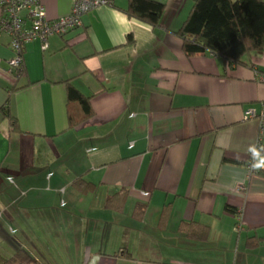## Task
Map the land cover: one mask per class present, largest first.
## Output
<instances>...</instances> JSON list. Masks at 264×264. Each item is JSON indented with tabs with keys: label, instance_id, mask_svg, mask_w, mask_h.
Here are the masks:
<instances>
[{
	"label": "crops",
	"instance_id": "0c3cea01",
	"mask_svg": "<svg viewBox=\"0 0 264 264\" xmlns=\"http://www.w3.org/2000/svg\"><path fill=\"white\" fill-rule=\"evenodd\" d=\"M37 1L49 20L71 10ZM161 1L154 29L112 0L45 50L26 44L19 79L0 33V108L17 122L0 113V264L18 249L41 264H264V131L250 174L258 123L243 118L264 104V50L231 68L187 56L176 33L194 0ZM66 84L92 110L72 129ZM122 190L121 210L106 207Z\"/></svg>",
	"mask_w": 264,
	"mask_h": 264
},
{
	"label": "trees",
	"instance_id": "16d2710c",
	"mask_svg": "<svg viewBox=\"0 0 264 264\" xmlns=\"http://www.w3.org/2000/svg\"><path fill=\"white\" fill-rule=\"evenodd\" d=\"M164 11L161 0H129L127 15L151 28L160 25ZM182 39V50L187 56L207 53L220 58L229 68L241 64L243 56L258 54L264 50V2L263 0H194L191 10L176 33ZM129 42L131 39L128 38ZM67 125L68 129L84 124L92 116L87 98L66 84ZM9 127L17 128L16 120L9 114L7 106L0 108ZM81 193L92 190V186L81 181L76 182ZM127 198L126 191L110 196L106 207L121 210ZM144 206H137L134 217L140 219ZM188 236L204 240L206 229L184 228ZM259 240H250V246L259 244ZM115 257L128 259L130 255L122 252ZM2 264H41L31 258L24 250L18 249L14 255Z\"/></svg>",
	"mask_w": 264,
	"mask_h": 264
},
{
	"label": "built area",
	"instance_id": "2783aa9c",
	"mask_svg": "<svg viewBox=\"0 0 264 264\" xmlns=\"http://www.w3.org/2000/svg\"><path fill=\"white\" fill-rule=\"evenodd\" d=\"M112 0H72L70 13L56 20L46 18L42 4L37 0H0V33L9 37L12 58L8 61L15 79L24 75V48L26 44L38 41L45 50L52 36L63 37L69 32L82 28V17L100 6L111 5ZM28 26L25 27V24ZM243 118L256 120L259 135L255 147L248 155L247 168L250 174L256 171L261 154V135L264 131V104L259 112L248 109ZM145 195V194H143ZM240 222V218H239ZM240 227V223L238 224Z\"/></svg>",
	"mask_w": 264,
	"mask_h": 264
},
{
	"label": "rangeland",
	"instance_id": "374dc122",
	"mask_svg": "<svg viewBox=\"0 0 264 264\" xmlns=\"http://www.w3.org/2000/svg\"><path fill=\"white\" fill-rule=\"evenodd\" d=\"M232 2H234L235 0H231Z\"/></svg>",
	"mask_w": 264,
	"mask_h": 264
}]
</instances>
